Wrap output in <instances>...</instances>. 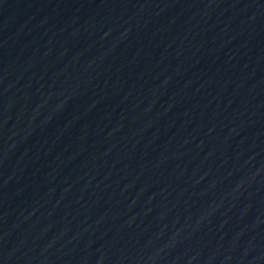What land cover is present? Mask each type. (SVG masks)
<instances>
[{
	"label": "water",
	"instance_id": "95a60500",
	"mask_svg": "<svg viewBox=\"0 0 264 264\" xmlns=\"http://www.w3.org/2000/svg\"><path fill=\"white\" fill-rule=\"evenodd\" d=\"M0 264H264V0H0Z\"/></svg>",
	"mask_w": 264,
	"mask_h": 264
}]
</instances>
